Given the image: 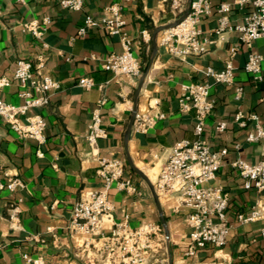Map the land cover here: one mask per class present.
<instances>
[{"label": "crops", "instance_id": "1", "mask_svg": "<svg viewBox=\"0 0 264 264\" xmlns=\"http://www.w3.org/2000/svg\"><path fill=\"white\" fill-rule=\"evenodd\" d=\"M208 1L211 12L197 25L200 39L206 41V53L179 59L159 45L163 31L157 33L153 52V33L177 20L169 2L86 0L82 11L70 12L51 0H28L24 4L0 0V79H8L10 84L0 90L1 100L23 104L18 97L20 88L13 80L18 60L29 61L34 73L42 72L59 83L46 106L30 111L45 119L43 144L16 135L0 118V184H6L9 176H16L21 185L14 191L0 190V264H24V254L43 257L45 264H102L106 256L100 250L102 242L111 235L112 223L122 222L126 216L130 230L155 223L163 232L150 189L132 166L154 186L173 146L194 140V113L178 111L181 86L208 81L204 71L209 67L221 70L233 46L238 47L233 60V84L221 86L208 81L214 107L204 127L212 149L227 150L213 185L221 186L229 197V235L221 249L198 250L195 257L187 258L190 233L185 226L187 210L174 196L175 207L161 206L169 238L163 242L158 238L143 264H264V240L259 237V229L264 226V191L257 194L252 189L244 190L243 180L231 166L236 160L250 164L264 161V139L247 142L252 124L240 129L233 121L237 112L255 114L259 125L264 127V108L260 102L264 97V60L259 83L244 70L248 53L264 57V40L258 39L249 49L239 43L236 32L225 30L217 35L219 20L224 16L219 13V6H230L226 15L232 27L241 25L252 10L250 6L232 7L234 0ZM111 4L122 6L123 30L141 64V75L134 79H116L111 71L102 68L108 56L121 53L118 36L100 28L89 29L83 37L77 35L86 15L103 19L105 8ZM45 19L47 25H43ZM31 22L45 28L41 37L22 31V26ZM144 30L150 33L148 42L142 40ZM151 59L153 64L148 70ZM39 64L43 66L40 70ZM144 74L135 113H142L158 101L157 110L165 118L143 135L133 132L131 126L127 137L134 97ZM80 78L92 79L94 86L82 89L78 85ZM236 88L243 90L240 102L234 100ZM95 110L101 116L104 137L90 148L84 135ZM218 123H225L227 130L216 133L214 127ZM98 157L121 160L138 193L130 195L110 189L108 200L113 205V222L102 226L104 237L85 243L84 237L73 236L68 229L71 211L79 197L102 186L97 175ZM11 206L17 208L12 221ZM253 210L259 213V218L247 223L238 221L239 215L249 216Z\"/></svg>", "mask_w": 264, "mask_h": 264}, {"label": "built area", "instance_id": "2", "mask_svg": "<svg viewBox=\"0 0 264 264\" xmlns=\"http://www.w3.org/2000/svg\"><path fill=\"white\" fill-rule=\"evenodd\" d=\"M18 3H26L28 0H16ZM62 9L70 12L83 10L86 0H51ZM132 1V0H126ZM158 2H169L170 11L176 14L177 19L187 14L186 17L174 28L164 30L159 39V45L166 48L171 56L184 59L191 55L200 56L206 53V41L200 39L198 23L210 14L208 0H158ZM250 6L251 12L245 16L241 25L234 27L229 25L227 13L230 6L224 4L219 6L218 11L223 14L219 20L216 30L221 35L225 30L236 32L238 41L247 48H251L258 39L264 40V0H234L232 7L241 9ZM105 17L96 19L92 15H86L82 26L77 30V35L85 36L89 29L100 28L110 35L118 36L122 51L117 55H110L102 64L105 71H111L114 78L134 79L141 75V64L132 51L131 41L124 32L125 20L123 18L122 6L111 4L105 8ZM45 19L43 25H47ZM23 32L31 33L35 38L42 36L45 31L36 22L24 24ZM142 40L148 42L150 33L146 30L141 33ZM238 53V47L233 46L229 50L228 58L225 60L221 70L212 67L204 71L205 79L212 80L214 84L226 86L232 85L234 58ZM264 60L262 55L248 53L244 70L255 83L262 80L260 65ZM13 80L18 84L20 91L18 97L23 101L22 105H12L0 98V118L8 128L22 138L34 140L38 145L45 142L44 130L45 119L31 113L33 109H39L49 103L50 93L59 88V83L53 81L49 76L37 71L33 72L31 63L25 59L18 60L15 65ZM43 66L39 64V70ZM192 83L181 86L178 98V111L181 113H194L193 135L194 140L180 141L173 146L163 164L161 171L154 184L157 197L161 194L168 197L179 198L181 205L187 210L185 214V226L189 229V244L187 258L196 256L198 250L208 248L221 249L225 244L230 232L227 222L229 197L221 186L213 185L216 174L222 166V160L227 155L225 148L213 150L205 137V121L212 115L214 101L209 96L210 82ZM8 79H0V90L9 86ZM78 85L84 90H90L94 86L92 79L80 78ZM241 88L234 91V100L240 102L243 95ZM264 108V97L260 100ZM104 101L99 102L102 106ZM158 101L143 111L135 113L132 131L136 134H145L152 129L165 115L158 112ZM91 122L88 124L84 139L92 148L96 146L98 139L104 137L101 129V116L95 110L91 114ZM238 128H249L246 141L256 143L264 139V127L259 125L255 114L243 115L237 112L233 117ZM225 123H218L214 129L216 133H223L227 129ZM238 148V146H237ZM97 175L102 181L99 189L82 194L71 211L69 232L73 236L85 238V243L95 237H104L102 226L113 222V205L108 200V192L114 188L118 192L136 195L138 188L129 176L125 174V166L117 158L98 157ZM231 166L237 171L243 180V189H252L257 194L264 191V161L250 164L241 160L232 162ZM16 176H9L6 184H0V190L14 191L20 187ZM175 209V208H174ZM17 208L11 206L12 214L9 220H14ZM256 210L250 212L249 216L237 217L240 223H247L259 218ZM128 217L124 221L112 223L111 235L104 238L100 247L106 256L102 264H143L146 257L151 253L153 244L158 238L162 242L167 241L159 225L155 223L145 224L137 229L128 228ZM259 237L264 240V226L259 229ZM24 264H45L43 257H31L23 255Z\"/></svg>", "mask_w": 264, "mask_h": 264}, {"label": "water", "instance_id": "3", "mask_svg": "<svg viewBox=\"0 0 264 264\" xmlns=\"http://www.w3.org/2000/svg\"><path fill=\"white\" fill-rule=\"evenodd\" d=\"M188 3H190V0H188ZM187 14H184L182 17H180L179 19H177L175 22H173L172 25H168V26H165V27H159L157 28V30L153 33L152 35V46H153V52H155L156 50V46H155V38L157 36V33L161 32V31H164V30H169V29H172L174 28V26L178 25L185 17H186ZM153 59H151L149 61V66H148V70L150 69L151 65L153 64L152 63ZM144 77H145V74L141 76L140 80H139V85H138V89H137V92L135 94V100H134V108H133V111H132V116H131V119H130V122H129V125L127 127V137L129 135V131L131 129V126L133 124V121H134V117H135V110H136V101H137V96H138V93L141 89V86L142 84L144 83ZM132 169L133 171L136 173V175L143 181V182H146V184L148 185L149 189H150V192H151V196H152V199L154 200V203H155V206H156V209H157V212H158V215H159V221H160V225L163 227V232H165V237L166 239L169 238V232H168V228H167V224H166V220H165V217L164 215L162 214V209H161V205L159 203V199L155 193V190H154V186L151 184V182L148 181V179L146 178L145 175H143L140 171H138L137 169H135L133 166H132Z\"/></svg>", "mask_w": 264, "mask_h": 264}, {"label": "bare ground", "instance_id": "4", "mask_svg": "<svg viewBox=\"0 0 264 264\" xmlns=\"http://www.w3.org/2000/svg\"><path fill=\"white\" fill-rule=\"evenodd\" d=\"M163 195V194H161ZM161 195L158 196L159 199V203L160 205L166 207V208H171V207H175V198H169L166 195H163L164 197L168 198L166 201H162ZM161 200V202H160Z\"/></svg>", "mask_w": 264, "mask_h": 264}, {"label": "rangeland", "instance_id": "5", "mask_svg": "<svg viewBox=\"0 0 264 264\" xmlns=\"http://www.w3.org/2000/svg\"><path fill=\"white\" fill-rule=\"evenodd\" d=\"M162 201H166L168 198L164 197L163 195H161ZM198 264V263H197Z\"/></svg>", "mask_w": 264, "mask_h": 264}]
</instances>
